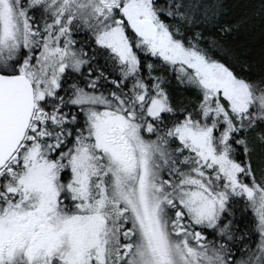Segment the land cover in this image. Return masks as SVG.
Wrapping results in <instances>:
<instances>
[{
	"label": "snow or ice",
	"instance_id": "snow-or-ice-1",
	"mask_svg": "<svg viewBox=\"0 0 264 264\" xmlns=\"http://www.w3.org/2000/svg\"><path fill=\"white\" fill-rule=\"evenodd\" d=\"M257 19L0 0V264H264V45L232 43Z\"/></svg>",
	"mask_w": 264,
	"mask_h": 264
},
{
	"label": "trees",
	"instance_id": "trees-1",
	"mask_svg": "<svg viewBox=\"0 0 264 264\" xmlns=\"http://www.w3.org/2000/svg\"><path fill=\"white\" fill-rule=\"evenodd\" d=\"M228 18L239 17L250 12L253 6L258 5L259 0H222ZM233 46L238 47L240 52L248 50L250 56L259 58V52L264 45V39L261 37L259 20L257 19L255 30H243L233 41ZM234 223L237 226V234H244L246 242L255 246L258 242V235L254 229V215L249 211H241L240 205L236 206Z\"/></svg>",
	"mask_w": 264,
	"mask_h": 264
}]
</instances>
